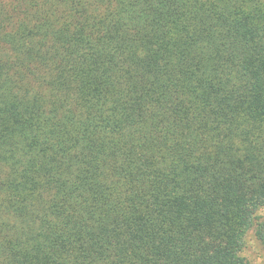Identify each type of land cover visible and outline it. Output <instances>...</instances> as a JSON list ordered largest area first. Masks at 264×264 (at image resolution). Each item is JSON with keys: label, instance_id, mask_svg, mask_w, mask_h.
Masks as SVG:
<instances>
[{"label": "trees", "instance_id": "1", "mask_svg": "<svg viewBox=\"0 0 264 264\" xmlns=\"http://www.w3.org/2000/svg\"><path fill=\"white\" fill-rule=\"evenodd\" d=\"M248 241L264 264V0H0V264Z\"/></svg>", "mask_w": 264, "mask_h": 264}, {"label": "rangeland", "instance_id": "2", "mask_svg": "<svg viewBox=\"0 0 264 264\" xmlns=\"http://www.w3.org/2000/svg\"><path fill=\"white\" fill-rule=\"evenodd\" d=\"M250 240V238H249ZM253 254H258L257 249L253 243V241H248L245 251H243L242 256L249 260V264H258L255 259L253 258ZM259 256V261L261 262L263 260V256L262 255H257V257Z\"/></svg>", "mask_w": 264, "mask_h": 264}]
</instances>
